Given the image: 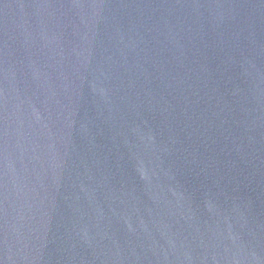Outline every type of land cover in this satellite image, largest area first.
Wrapping results in <instances>:
<instances>
[{
	"label": "water",
	"instance_id": "obj_1",
	"mask_svg": "<svg viewBox=\"0 0 264 264\" xmlns=\"http://www.w3.org/2000/svg\"><path fill=\"white\" fill-rule=\"evenodd\" d=\"M0 264H264V0H0Z\"/></svg>",
	"mask_w": 264,
	"mask_h": 264
}]
</instances>
